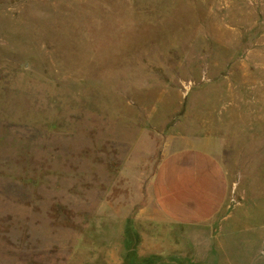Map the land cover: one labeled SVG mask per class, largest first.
I'll list each match as a JSON object with an SVG mask.
<instances>
[{"label":"rangeland","instance_id":"374dc122","mask_svg":"<svg viewBox=\"0 0 264 264\" xmlns=\"http://www.w3.org/2000/svg\"><path fill=\"white\" fill-rule=\"evenodd\" d=\"M181 146L221 158L223 232L264 260V0H0V264H115Z\"/></svg>","mask_w":264,"mask_h":264},{"label":"crops","instance_id":"0c3cea01","mask_svg":"<svg viewBox=\"0 0 264 264\" xmlns=\"http://www.w3.org/2000/svg\"><path fill=\"white\" fill-rule=\"evenodd\" d=\"M149 191L144 206L128 214L130 229L110 241L121 251L120 257L111 254L115 264H124L127 232L139 258L154 256L165 264H180L183 258L190 264H264L254 260L256 254L241 262L234 256L240 253L231 245L234 240L223 232L230 227L224 223L230 217V204L221 158L198 147L170 149L150 179Z\"/></svg>","mask_w":264,"mask_h":264},{"label":"trees","instance_id":"16d2710c","mask_svg":"<svg viewBox=\"0 0 264 264\" xmlns=\"http://www.w3.org/2000/svg\"><path fill=\"white\" fill-rule=\"evenodd\" d=\"M127 229H130V227H127ZM127 235L129 236V242L122 253L124 264H156L155 262L158 259L157 257V259H155L154 256L139 258L137 256V252L135 251V246H131L133 245L131 242L133 239L130 237V233L127 232Z\"/></svg>","mask_w":264,"mask_h":264}]
</instances>
